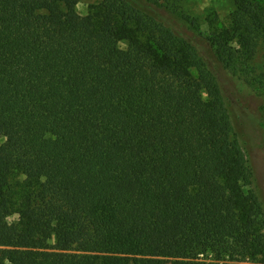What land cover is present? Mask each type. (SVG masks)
Segmentation results:
<instances>
[{"label":"trees","instance_id":"16d2710c","mask_svg":"<svg viewBox=\"0 0 264 264\" xmlns=\"http://www.w3.org/2000/svg\"><path fill=\"white\" fill-rule=\"evenodd\" d=\"M79 1L0 0V264H264L216 71L255 72L264 0L205 36L161 0Z\"/></svg>","mask_w":264,"mask_h":264},{"label":"rangeland","instance_id":"374dc122","mask_svg":"<svg viewBox=\"0 0 264 264\" xmlns=\"http://www.w3.org/2000/svg\"><path fill=\"white\" fill-rule=\"evenodd\" d=\"M96 2L80 0L78 12L86 15L90 6ZM160 3L166 14L179 26L204 36L211 29L209 19L218 17L219 21L227 23L236 8L234 0H161ZM201 49L204 53L208 50L205 45H201ZM250 65L255 72L248 78L223 66L216 68V71L231 109L236 134L254 169V187L264 209V82L261 84L257 80L259 77L264 78V44L259 46ZM1 143L3 140H0ZM26 177L25 170L17 169L14 172L11 182L15 190ZM8 221L17 223L18 215L11 216Z\"/></svg>","mask_w":264,"mask_h":264}]
</instances>
